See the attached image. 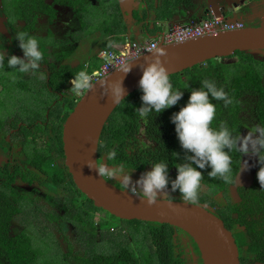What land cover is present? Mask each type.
<instances>
[{
    "label": "flooded vegetation",
    "instance_id": "1",
    "mask_svg": "<svg viewBox=\"0 0 264 264\" xmlns=\"http://www.w3.org/2000/svg\"><path fill=\"white\" fill-rule=\"evenodd\" d=\"M106 4H108V7L119 9L120 20L124 24V28L128 30L124 39L130 42L139 41L141 33L143 38V33L148 30L147 28L150 27L151 29L155 28V25L164 24V13H167L170 7L174 9L176 7H212L210 14L213 18H221L226 23L240 25L242 29L264 23V0H131L130 3L128 0L127 2H122V0H0V13L5 19L9 34L7 36L0 33V50L4 49L6 59L9 55L23 58V52L18 46L19 41L14 39L15 34L18 31H23L37 36L40 39L41 48L44 47L46 63L42 61L40 71L34 75L32 74L28 79H35L39 74L43 75L41 85L34 83V86H38L39 91L41 93L45 92L48 98L51 99L49 104L46 100L44 112H42V109L39 111L42 118L36 116L37 119L31 122L21 118V115L18 117L16 113L7 118L0 117V193H2L1 188L5 184L4 182L12 178L11 186L21 195L23 200L19 204L21 212L13 216L11 236L16 237L25 233L30 238L29 248H31V252L36 253L38 264H80L76 259L77 257L85 259L93 254L99 257H108L111 260L115 259L118 264L123 260V255L126 256L123 264H203L197 244L185 231L176 227L147 228L142 226L139 228L140 231L137 232L132 225L112 219L106 211L97 210L99 208L96 209L95 206L92 208L87 197L82 192L80 194L79 191H76V188H73L74 186L71 187L70 176L72 175L67 166L64 152L63 131L67 118L74 111L70 112V109L72 106H77L80 96L71 95L69 92L72 87L71 83L62 89H54L50 86L51 66L57 68L68 66L76 69L82 66L83 62L67 63L64 60L54 62L51 55L55 47L61 48L62 43L68 42L71 44L68 43L62 47L66 49L65 55H74L73 47L81 44V42L72 39L74 35L78 36L82 32L83 27H90L88 21L97 23V28L93 33L100 34L99 43L102 42V37H110L102 32V30L107 32L108 29L113 28L112 24L115 23L110 14L103 10ZM155 8L158 9L155 13L145 12L144 14L142 12L143 9L149 12ZM136 9L138 11L132 18L129 13ZM158 11L164 12L163 15ZM107 13L109 19L105 21ZM176 18H169L168 24L172 26L180 25L176 23ZM183 18V16L179 17L180 23L186 22ZM188 21L195 23L198 20L190 18ZM147 22H149V25L145 29ZM49 39L55 43L49 44ZM62 48L60 52L63 51ZM69 55H67L68 59ZM262 57L263 60L259 61L264 63V56ZM87 58L84 61H86L85 66L89 68L98 60L96 56H92L90 60ZM217 60L224 64H233L237 63L239 58L235 53L230 57ZM6 63L5 60L4 66H0V105L2 106L12 104L13 98L17 94H34L31 91L33 82H31L30 87L21 79L17 80L16 74L8 71ZM233 72L236 74L238 70H233ZM5 74H9L11 78H5L4 81L3 76ZM94 77L91 81L92 86L96 83ZM182 78L184 80L185 76H182ZM261 87L264 89V76L261 86H258L254 91L248 90L251 92L250 94H253L250 95L252 100H248L246 95L238 99L241 107L238 114L240 121L239 138L241 140L245 134L251 132L257 125L263 126L261 110H258V108L261 109V105L264 107V100H261V96L264 97L260 91ZM142 106L138 91L133 96H129L126 101H123L105 125L98 147V161L104 159L106 164L108 163L110 167L114 168L123 164L129 172L132 171L131 179L133 182L139 180L143 173L151 171L152 168H148L149 165L146 168L144 167L145 159H151L153 152L161 158L171 157L170 146L167 143L169 137L165 131L162 132V127L155 122L154 116L152 117L150 114L144 118L139 116L137 109ZM18 107L19 105L15 107L16 110ZM21 110L22 106H20ZM61 127L62 132H60ZM47 131L51 133L52 137H47L45 134ZM51 139L56 145L58 142V149L62 150L61 155L56 157L55 162L58 170H63V174L58 179L59 183H55L53 177L48 174L49 169L38 168L32 161L36 157L37 147L47 146ZM36 140H40V145L36 144ZM113 149L117 151V156L115 160L107 162L105 155ZM240 150L244 155L245 152L241 148ZM53 155H55V152ZM138 159L141 162L136 165L135 161ZM177 159H182L180 152H178ZM3 174L6 175L5 178L2 177ZM106 180L121 189L118 180ZM50 183L53 187L49 186ZM234 183L235 180L230 183L226 192L211 193V191L207 192V189L202 191L201 195L210 194L214 204H198L211 207L213 212L224 221L225 226L232 232L239 250L240 264H264V243H250L251 234L248 233L246 227L239 224L234 227L222 218L225 213L224 208L230 202L231 204L239 202L235 199L233 201L230 197L229 189ZM25 188H31L32 193H28ZM129 192L131 191L129 190ZM47 193L52 197H48ZM170 194L173 196V200L182 201L180 193ZM69 198L74 201L68 202ZM218 198H223L224 202L222 203ZM74 204L79 209L90 207L87 210L90 215L86 212H83L84 214L75 213L73 211ZM57 205L63 206L64 215H60L53 210V207ZM30 210L32 214L45 215L47 218V224L44 226L46 234L38 240L35 233L36 228L34 230L28 228L27 230L18 227L17 222L20 220L21 215L29 213ZM87 221H90L91 225L93 221L94 227L92 228L89 223L87 224ZM114 221H118L115 227L110 229L103 227L104 224H111ZM71 224H74V226ZM259 228L257 229L259 234H257L256 229L250 232L253 235L257 234L256 237H260V233L263 234V231ZM76 230L79 233H75ZM101 235L102 237L106 236L98 242L97 238ZM126 241H129L130 244ZM76 245L80 251L75 248ZM127 246L128 248L124 249ZM127 250L134 253L136 261L133 262L127 259Z\"/></svg>",
    "mask_w": 264,
    "mask_h": 264
},
{
    "label": "water",
    "instance_id": "2",
    "mask_svg": "<svg viewBox=\"0 0 264 264\" xmlns=\"http://www.w3.org/2000/svg\"><path fill=\"white\" fill-rule=\"evenodd\" d=\"M137 11L133 10L129 15L134 18ZM185 15L187 16L186 13ZM212 18L213 16L210 19ZM164 19L165 23L161 25L163 30L166 26H172L168 24V17ZM187 24L192 23L182 25ZM145 25L148 27L149 22ZM0 33L9 35L1 13ZM141 41L142 39L139 40L140 43ZM237 52L263 60L264 23L236 31L220 32L183 44L160 46L156 51L131 61L123 69L97 81L89 91L80 96L77 106L64 124V152L67 166L77 188L93 201L97 208L119 219L168 224L185 231L197 244L203 264H240L239 250L232 232L211 207L204 204L186 205L183 201L176 200H173L170 205L160 198L155 204L149 206L139 195L119 189L105 178L98 177L96 172L90 170L86 164L89 160L98 161L100 137L112 113L129 96L140 90L142 65L146 66V63L159 59L169 76H172L196 66L205 65L214 59L230 57ZM129 65L131 71L125 74L123 70ZM120 81L126 92L122 100L114 104L109 85L112 88H118ZM256 157L258 169V156ZM243 160L237 175L238 180L247 172L244 170ZM257 169L249 183L238 185L234 187L235 190H232V196L236 201H240L237 188L250 187Z\"/></svg>",
    "mask_w": 264,
    "mask_h": 264
},
{
    "label": "trees",
    "instance_id": "3",
    "mask_svg": "<svg viewBox=\"0 0 264 264\" xmlns=\"http://www.w3.org/2000/svg\"><path fill=\"white\" fill-rule=\"evenodd\" d=\"M125 31L123 34H117L113 32V29L102 30L103 34L105 33H111L113 32L114 38L108 37L105 41H102L100 43L101 49H111L116 50L118 52H126L128 48L130 47L129 43L130 41H126L124 39L125 33L128 32L127 28H123ZM117 37V38H116ZM44 48V47H43ZM42 49L43 52V63H46V56L45 51ZM113 48V49H112ZM237 56L239 58V61L237 63L233 64H224L222 62H219L217 59L209 61L206 65H200L196 66L192 69H188L184 72L169 76V80L171 84L173 85V88L175 90H180L184 92L183 98L178 102L177 105L173 106L170 109H166L164 112L158 114L156 112L150 113V115L153 117L155 122H157L162 127V132H166L167 136L169 137V143L170 151H171V157L170 158H161L159 157L155 152L152 153L151 159H145V167L148 165V168H152V164L158 163V162H166L169 167V179L174 180L177 176V169L180 164L185 163V156L190 155V153H186L184 149L180 146L179 140L177 138V134L175 131V125L171 122V117L174 113H177L180 111V109L184 106H186L192 89H198L201 86V81L204 79L214 80L218 86H223L226 93L229 95V97L232 99V103L228 107H224L223 101H212L214 104L217 105L216 109V118L212 122L213 128H218L221 122L225 123L229 129L233 132V134L237 137H239L240 134V125H239V117L238 114L241 111V107L238 103V99L242 97L243 95L247 96L248 100H252L250 97L251 91H254L258 86H261L262 84V78L264 76V63L260 62L259 60L255 59L253 56L237 52ZM101 61V60H100ZM99 59L97 62L91 67H87L85 65L80 66L79 68L72 69L68 66H62L61 68H57L55 66H51L52 76L50 79V86L54 89H62L63 87H66L67 84L70 83V81L74 78V76L84 71L87 74H92L95 71H99L102 61L100 62ZM233 70H238L236 74H234ZM184 74V75H183ZM182 76H185V79L183 80ZM260 91L262 95H264V89L261 87ZM139 97L140 101L141 96L143 95L142 91L139 90ZM132 94L131 96H133ZM130 96V97H131ZM128 99V98H127ZM126 99V100H127ZM125 100V101H126ZM261 100H264V97L261 96ZM75 106H72L70 109V112L73 111ZM261 109L258 108V110H261V122L264 126V107L261 105ZM1 129V125H0ZM56 130V129H55ZM58 131V129H57ZM53 133L55 131H52ZM60 132H62V127L60 129ZM47 137H52L51 133L47 131L45 133ZM62 137V135H61ZM60 138V136H59ZM37 145H40V140L35 141ZM62 151V150H61ZM61 151L58 149V142L57 145L53 140L51 139L50 142H48L47 146L40 148L37 147V153L35 159L33 158L34 164L38 168L42 169H49V173L51 177H53L55 183H59L58 179H60L61 174H63V170H58V167L56 166V157L58 155H61ZM55 152V155L52 156V154ZM178 152L181 154L180 160L177 159ZM242 151L240 148H233L229 152L230 161H231V177L230 182H223L222 180L218 178H210L208 176V172L211 171L210 168L206 170H200L202 171V185L203 188L207 189V192L211 193H217V192H226L228 190V186L230 183L234 182L236 180L237 175L241 169V163H242ZM139 162H141L139 159L135 161V164L137 165ZM258 169L254 176L253 184L246 188V187H238V195L240 198L239 202H234L231 204L229 203L228 206L224 208V217L228 223H231L234 227H236V224H239L243 227H246L248 229V233L250 235V243H264V188L261 187L258 179H257V173L260 170V163H259V157H258ZM130 166V165H129ZM128 167V166H127ZM139 168V167H137ZM143 169V168H139ZM199 170V169H198ZM2 177H6V175H2ZM70 183L71 187L76 188V191H79L80 194L81 191L77 188V186L74 183V180L72 176H70ZM13 182L12 178H9L6 180L4 185L2 186V193H0V264H38L36 260V253H33L30 251L31 248H29L31 240L25 233L19 234L16 237H12V219L13 216L19 214L21 212L19 204L21 203L22 198L21 195L16 192L15 188H12L11 184ZM62 184V183H61ZM71 188V189H73ZM171 188V183H169V189ZM177 193H179L177 191ZM202 193V192H201ZM199 195V202L198 203H209L210 205L214 204V201L211 199L210 194L206 193L204 195ZM71 198H69L70 200ZM88 199V198H87ZM89 200V199H88ZM90 206L93 208L95 205L93 201L89 200ZM74 207L76 205L74 204ZM78 208V207H77ZM90 207H86V209H79V213H85L89 214L87 210H89ZM97 209V207L95 206ZM97 210H100L97 209ZM103 210V209H101ZM83 213V214H84ZM108 216L112 217V219L119 220L120 222L127 223L139 232L140 227H160V228H172L173 226H170L168 224H153V223H147L143 221H127L117 218L114 215H111L110 213L106 212ZM90 215V214H89ZM236 216V218H234ZM91 225L90 221H87V224ZM116 225L114 223L111 224H104L103 227L110 229L112 227H115ZM91 227H94L93 221ZM256 227H260L259 229H262V232L260 233V237H256L257 232ZM146 229V228H145ZM256 229L257 234L253 235L250 231ZM133 230V229H132ZM134 231V230H133ZM135 232V231H134ZM136 233V232H135ZM240 235V233H239ZM126 243H129V241H126ZM127 247H124V249H127ZM127 259L129 261H136V257L134 253L128 251ZM126 252V253H127ZM96 254L90 255L89 257L82 259L80 257H77V261H79L80 264H118L115 259L111 260V258L108 257H99L95 256ZM122 261L120 264L124 263V259H126V256H122Z\"/></svg>",
    "mask_w": 264,
    "mask_h": 264
},
{
    "label": "clouds",
    "instance_id": "4",
    "mask_svg": "<svg viewBox=\"0 0 264 264\" xmlns=\"http://www.w3.org/2000/svg\"><path fill=\"white\" fill-rule=\"evenodd\" d=\"M14 39L19 41L18 46L23 52V58L9 55L6 59L4 49L0 50V66H4L6 60V66L13 69V72L33 75L39 72L43 61L40 39L23 31H18ZM141 67L143 75L139 81V88L143 93L141 96L143 106L137 109L139 116L144 118L152 112L160 114L177 105L183 98L184 92L173 88L169 74L160 60L155 59ZM130 71V65L123 70L125 74ZM97 75L99 74L93 73L90 76L84 71L77 73L70 81L71 95L79 97L89 91L92 87L91 81ZM109 89H111V99L114 104L122 100L126 92L122 81L119 82L118 88H112L109 85ZM212 101H223L224 107L232 103V99L223 86H218L214 80L204 79L198 89L191 90L186 106L171 117L180 146L186 153H190L184 158L186 162L176 167L178 174L174 180L169 179V167L166 162L152 164L151 171L143 173L135 182L131 179L132 171L129 172L123 164L114 168L106 164L104 159L103 161L89 160L87 167L95 171L98 177L118 180L122 190H130L133 195H139L149 206L155 204L158 198L164 199L171 205L173 196L170 193L177 191L186 205H197L203 190L200 170L210 168L211 171L208 172L210 178H218L225 183L230 182L229 152L233 148L242 147L245 155L259 157L261 167L257 173V179L264 188V126L254 127L243 141L235 136L223 122L218 128H213L212 122L216 118L217 105ZM116 156L115 149L105 155L107 162L115 160ZM169 183H171L170 190Z\"/></svg>",
    "mask_w": 264,
    "mask_h": 264
},
{
    "label": "rangeland",
    "instance_id": "5",
    "mask_svg": "<svg viewBox=\"0 0 264 264\" xmlns=\"http://www.w3.org/2000/svg\"><path fill=\"white\" fill-rule=\"evenodd\" d=\"M108 8H109L108 4H106L105 7H103V10L107 11ZM108 12H110V11H108ZM108 19H109V17H108V13H107V16H105L104 20L108 21ZM88 24L90 25V27H83L82 32H80L78 34V36L74 35L72 40H78V41L81 42V44H78L75 47H73L74 55L73 54H70V55L67 54V55H69V59L70 60L67 58V55H65V52H66L65 50L66 49L62 48L66 44L70 43V42H68V43H62V45H61V48L63 49L62 52H60L61 48L55 47V50L53 51V53L51 55V56H53L54 62L56 60L57 61L64 60V61H67V63H72V62H74V63H76V62L82 63L83 62L82 64L85 65L86 61H84V60L87 58V56L89 57L90 54L93 55V54H97L99 52V49H98V47L100 46L99 41L94 42V40H92V42H91V36H92V34L93 35L95 34L93 32L97 28L96 27L97 23L96 22L90 23V21H88ZM60 27H63V26H60ZM91 27H93V28H91ZM98 35H99V33H98ZM93 37L95 39V36H93ZM96 38H98V37H96ZM48 43L52 45L55 42L53 40L49 39ZM54 46H57V45H54ZM231 61H234V60H231ZM8 71L11 72V73L16 74L17 80L21 79L22 81H24L25 83L30 85V87H31V82H33V85L31 87V91L35 95L34 94L28 95L26 93L17 94L13 98L12 104H10V105H6L5 104L4 106L0 105V117L7 118L8 116H11V114L16 113V115L18 117H19V115H21V118H23L24 120L29 121V122L37 119L36 116H38V117L40 116L39 118H42L41 114H39V111H40V109H42V112H44V109H46L44 107L45 103H46V100H47V104H49V103H51V99L48 98V95L45 92L41 93V91H39L40 88L38 86H34V83L41 85V81H43L44 76L39 74V76H41V77L38 76L35 79H31V78L28 79V77H30L32 74H25L24 75V74H21V73L13 72V69H11V68H8ZM3 77H4V81H5V78L6 79L11 78V76L9 74H5ZM6 99H8V98H6ZM17 105H19V107L16 110L15 107ZM20 106H22V110L21 111H20ZM247 134H245V136H243L241 141H243L244 137H246ZM241 149L243 150L242 147H241ZM243 152H244V150H243ZM243 164L247 165L246 167L244 166V170L247 171L245 176L243 174V176H241L239 180L237 178V180H235L234 185L231 186L230 189H229L230 197L232 198L233 201H234V198L232 196V190L236 189L234 187H237L238 185H243V184L246 185L247 183H249L251 181V177H253L254 172L257 169V157L253 156L251 154H249V155H245L244 154ZM49 186L53 187V185L51 183L49 184ZM25 189H27L28 193H32V191H31L32 189L31 188H25ZM205 190L206 189L203 188L202 191H205ZM47 196L48 197H52V196L48 195V193H47ZM218 200L221 201L222 203L224 202L223 198H218ZM72 201H74V200H72V199L68 200V202H70V203ZM53 210L56 211L60 215H64L65 214V211H64V208H63L62 205L54 206ZM73 211L78 214L79 209L77 207H75V208H73ZM35 215L36 214H32V212L30 210L29 213L22 214L21 217H20V220H18L17 223H18V227L20 229H24L25 228V229L28 230V228H30V229L34 230L36 228L35 229V233H36V237H37V240H38L42 235L46 234V232L44 231V226L47 224V221H46L47 218L45 217V215H42V216H39V215L35 216ZM113 223L117 224L118 221H114ZM71 225L74 226V224H71ZM48 232H49V230H48ZM74 232L75 233L76 232L79 233L77 230L74 231ZM111 232H113V231L111 230ZM105 236L106 235H104L103 237H102V235L99 236L97 238V241L98 242L102 241L103 238H105ZM75 248L77 250H79L77 245L75 246Z\"/></svg>",
    "mask_w": 264,
    "mask_h": 264
},
{
    "label": "built area",
    "instance_id": "6",
    "mask_svg": "<svg viewBox=\"0 0 264 264\" xmlns=\"http://www.w3.org/2000/svg\"><path fill=\"white\" fill-rule=\"evenodd\" d=\"M240 29H242L240 25L226 23L221 18H213L201 23L169 27L151 41L129 43L130 47L126 52H116L111 49L102 50L99 55L102 65L100 70L96 72L99 75L94 77V81L97 82L108 77L112 73L126 67L131 61L156 51L162 45L183 44L207 36H213L220 32Z\"/></svg>",
    "mask_w": 264,
    "mask_h": 264
},
{
    "label": "crops",
    "instance_id": "7",
    "mask_svg": "<svg viewBox=\"0 0 264 264\" xmlns=\"http://www.w3.org/2000/svg\"><path fill=\"white\" fill-rule=\"evenodd\" d=\"M122 1H124V2H127V0H122ZM130 1L131 0H128V2L130 3ZM212 9V7H176V9H174L173 7H170V8H168V12L167 13H164V12H161V11H158V13H160V14H162L163 15V13H164V18H166V17H168V18H174V17H177L176 19H177V22L176 23H178V24H180V25H182V24H184V23H190L189 21H188V19H193V20H198L197 22H195V23H200V22H202L203 20H208V19H210L211 18V14H210V10ZM137 10V9H136ZM156 10H158V9H151L149 12H147L146 11V9H143L142 10V12H144V14H145V12L146 13H155V11ZM108 11H110V12H108ZM173 11V12H172ZM107 12L110 14V17H111V19L113 20V22H114V20H115V25L114 24H112V27L113 28H111V29H114V31H115V33H117V34H123L125 31L123 30V28H124V24L121 22V20H120V12H119V9H117L116 7H109L108 8V10H107ZM187 14V16L185 15V13ZM184 15V20L186 21V22H184V23H180V19H181V21H183L182 20V18H180L179 19V17L180 16H183ZM195 17V18H194ZM165 20V19H164ZM146 22V21H145ZM121 23V24H120ZM161 25H163V24H160V25H155L156 27L155 28H153V29H150V27L149 28H147V27H145V29L147 28L148 30H150V31H148V30H146V31H144V33H143V38H142V33L139 35V38H140V40H141V38H142V41L141 42H148V41H150V40H153V39H155L156 38V36L161 32V31H163V29L161 28ZM180 25H177V26H180ZM172 27H174V26H172ZM166 28H169V26H166ZM165 28V29H166ZM135 30V29H134ZM133 30V31H134ZM113 31V32H114ZM113 32H111V33H105L107 36H110L111 38H114V36H113ZM93 36H95V39H94V37ZM96 37H98V38H96ZM106 37V36H105ZM105 37H102V41H105L106 39H108V38H105ZM99 38H100V34L98 35V33H95L94 35H92L91 36V42H92V40H94V42H97L98 40H99ZM117 38V37H116ZM137 42H139V41H137ZM113 49V48H112ZM101 48L99 49V52L97 53V54H90L89 55V57H88V59L90 60V58L92 57V56H96L98 59H100L99 58V55H100V53H101V51L102 50H105V49H102L101 51ZM116 51V50H115Z\"/></svg>",
    "mask_w": 264,
    "mask_h": 264
}]
</instances>
